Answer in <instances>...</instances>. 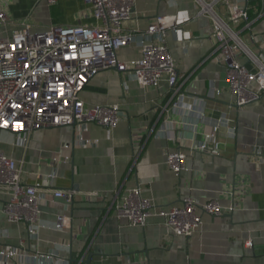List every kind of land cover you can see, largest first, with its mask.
I'll return each instance as SVG.
<instances>
[{
	"label": "crops",
	"instance_id": "crops-1",
	"mask_svg": "<svg viewBox=\"0 0 264 264\" xmlns=\"http://www.w3.org/2000/svg\"><path fill=\"white\" fill-rule=\"evenodd\" d=\"M232 1L249 12L250 25L237 24L243 40L264 56V1ZM0 9L14 22L10 29L21 21L37 29L95 22L86 0H0ZM197 12L195 0H137L124 23L132 41L118 55L129 62L141 56L145 43L164 42L175 59L187 107L203 99L204 117L189 108L174 110L166 82L143 87L128 72L110 69L94 77L81 97L87 105L119 103L122 119L114 130L94 123L38 129L27 148L0 133L3 151L17 161L27 183L73 191L71 201L52 196L41 201L40 219L48 226L36 238L26 223L8 221L2 211L7 196L0 193V247L11 245L30 255L58 251L59 258L37 264H264V93L242 108L234 106L212 22ZM158 15L177 16L176 27L164 38L145 34ZM224 114L233 121H222L216 133L221 152L194 150ZM81 136L90 144H81ZM64 144L72 145L71 160L56 163ZM176 149L188 155L180 175L166 162ZM53 172L57 177L50 180ZM137 185L156 208L191 197L199 204L216 199L224 211L202 213L203 225L191 237L170 233L158 215L145 226H133L118 218L113 206ZM60 214L71 219L63 230L53 227ZM21 262L0 259V264Z\"/></svg>",
	"mask_w": 264,
	"mask_h": 264
},
{
	"label": "built area",
	"instance_id": "built-area-1",
	"mask_svg": "<svg viewBox=\"0 0 264 264\" xmlns=\"http://www.w3.org/2000/svg\"><path fill=\"white\" fill-rule=\"evenodd\" d=\"M48 2L55 4L57 0ZM86 2L91 6L94 23L51 25L44 29H37L26 21L16 23V27L10 29L14 22L5 10L0 9V133L13 135L16 144L27 148L32 133L38 129L72 124L85 128L94 123L114 130L122 119L120 104L87 105L81 97L94 77L110 69L128 72L130 78L143 87H160L166 82L174 110L189 108L204 117L203 107H200L204 105L203 99L197 98L198 109L187 107L175 59L164 42L145 43L141 56L132 61L119 58V50L132 41L133 35L125 31L124 23L133 16L137 0ZM195 2L197 15L208 17L212 22V36L216 50L226 64L234 106L242 108L258 100L264 93V56L252 51L237 26L240 22L250 25L248 10L232 0ZM176 25V15H158L145 34L164 38ZM222 121L230 125L233 120L222 115L213 130L205 132L203 141L193 149L219 154L221 143L216 133ZM159 133L164 134L165 129H160ZM168 138L174 140L176 137ZM79 142L90 144L91 141L81 136ZM2 144L0 138V193L7 196L2 211L10 222L26 223L30 236L36 238L39 229L48 226L40 219L41 201L48 200L49 196L71 201L73 191L27 183L22 168L3 151ZM71 146L64 144L54 161L69 162ZM187 156L181 149L172 150L166 162L175 174L180 175L186 169ZM56 177V172L48 175L50 180ZM113 209L118 218H126L133 226H145L149 217L161 216L170 233L185 237H191L201 229L202 213L219 216L224 211L216 199L199 204L191 197H185L180 205L156 208L143 195L140 185L119 197ZM70 221V217L60 214L53 227L63 230L70 226ZM1 235L3 232L0 231ZM58 247L62 249L65 245ZM18 258L23 261L20 264H37L45 259H57L59 253L30 255L11 245L0 247L1 260Z\"/></svg>",
	"mask_w": 264,
	"mask_h": 264
},
{
	"label": "water",
	"instance_id": "water-1",
	"mask_svg": "<svg viewBox=\"0 0 264 264\" xmlns=\"http://www.w3.org/2000/svg\"><path fill=\"white\" fill-rule=\"evenodd\" d=\"M72 125H76V124H72ZM91 257V256H90Z\"/></svg>",
	"mask_w": 264,
	"mask_h": 264
}]
</instances>
